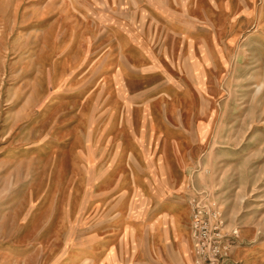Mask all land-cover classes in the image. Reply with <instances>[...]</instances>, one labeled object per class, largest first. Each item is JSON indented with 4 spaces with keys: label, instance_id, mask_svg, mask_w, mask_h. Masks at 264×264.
<instances>
[{
    "label": "rangeland",
    "instance_id": "obj_1",
    "mask_svg": "<svg viewBox=\"0 0 264 264\" xmlns=\"http://www.w3.org/2000/svg\"><path fill=\"white\" fill-rule=\"evenodd\" d=\"M217 211L264 264V0H0V264H194Z\"/></svg>",
    "mask_w": 264,
    "mask_h": 264
},
{
    "label": "built area",
    "instance_id": "obj_2",
    "mask_svg": "<svg viewBox=\"0 0 264 264\" xmlns=\"http://www.w3.org/2000/svg\"><path fill=\"white\" fill-rule=\"evenodd\" d=\"M201 213L202 211L198 210V216ZM214 216L219 223L215 227L213 235L208 237L199 236L197 238L194 264H224V260L230 256L233 240L238 236V229L233 231L234 237L230 241H223L221 213L217 211Z\"/></svg>",
    "mask_w": 264,
    "mask_h": 264
},
{
    "label": "crops",
    "instance_id": "obj_3",
    "mask_svg": "<svg viewBox=\"0 0 264 264\" xmlns=\"http://www.w3.org/2000/svg\"><path fill=\"white\" fill-rule=\"evenodd\" d=\"M158 202H159V201H158ZM164 203H165V202H164ZM157 204H158V203H157ZM165 204H167V203H165ZM164 241H166L165 238H164L163 242H164ZM183 252H184V251H183Z\"/></svg>",
    "mask_w": 264,
    "mask_h": 264
}]
</instances>
